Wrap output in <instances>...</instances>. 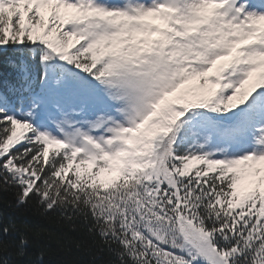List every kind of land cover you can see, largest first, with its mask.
<instances>
[{"label": "snow or ice", "instance_id": "obj_1", "mask_svg": "<svg viewBox=\"0 0 264 264\" xmlns=\"http://www.w3.org/2000/svg\"><path fill=\"white\" fill-rule=\"evenodd\" d=\"M0 264H264V0H0Z\"/></svg>", "mask_w": 264, "mask_h": 264}]
</instances>
